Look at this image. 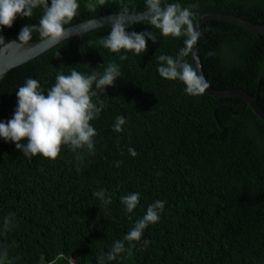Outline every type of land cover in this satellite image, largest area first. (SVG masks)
I'll use <instances>...</instances> for the list:
<instances>
[{"label":"trees","instance_id":"trees-1","mask_svg":"<svg viewBox=\"0 0 264 264\" xmlns=\"http://www.w3.org/2000/svg\"><path fill=\"white\" fill-rule=\"evenodd\" d=\"M90 2L80 0L78 14L65 27L124 7L129 13L145 10V0H106L94 10ZM178 2L192 10L193 22L222 12L264 24V0ZM41 15L37 8L2 29L16 40ZM145 30L156 40H146L139 56L121 50L127 58L120 60L121 53L102 48L99 39L110 31L105 26L60 42L0 80V121L6 122L18 86L29 77L46 90L57 72H102L112 62L120 67L114 85L92 97L105 106L90 122L97 132L95 151H82V162L68 146L54 160L26 158L14 143L0 139V246L13 264H100L116 241L126 251L106 264H264V120L240 98L190 95L180 80L162 78L158 57H176L185 37L162 36L145 20L126 29ZM199 32L210 86L245 90L264 110V34L216 20ZM40 39L33 31L30 42ZM183 59L194 69L191 51ZM119 115L126 118L122 132L112 127ZM135 192L139 204L127 213L120 198ZM155 200L165 201L160 220L139 241H126ZM10 213L13 226L5 231Z\"/></svg>","mask_w":264,"mask_h":264},{"label":"clouds","instance_id":"clouds-1","mask_svg":"<svg viewBox=\"0 0 264 264\" xmlns=\"http://www.w3.org/2000/svg\"><path fill=\"white\" fill-rule=\"evenodd\" d=\"M106 0H91L89 9L102 6ZM80 0H0V28L11 27L17 16L31 17L35 9L42 10L38 25L25 24L18 32L16 42L22 45L32 40V32H38L41 38L56 42L65 36L66 27L78 14ZM146 12L147 15H143ZM143 19L151 28L158 29L162 36L185 37L182 47L176 57L160 55L157 71L162 78L180 80L184 91L190 95L203 93L208 87L207 82L199 76L192 65L185 62L192 47L197 43L200 32L194 27V13L188 7L167 0H145ZM129 9L122 8L106 36L99 39V45L112 53L132 52L139 56L146 51V40L155 43L156 37L151 30L141 32L126 31L130 26ZM2 43V39H0ZM123 53L120 60L126 59ZM120 77V67L112 62L102 72L92 70L83 74L72 68L70 73L57 72L55 83L48 89H43L37 79L27 78L16 91V107L11 119L0 121V139L12 142L26 158L37 155L54 160L60 153L61 146H68L77 154V160L82 162V151H95L94 137L96 129L91 121L97 119L104 108V103H94L93 95L102 94L106 86H113ZM93 86L97 91L93 90ZM126 118L119 115L112 125L113 130L122 132ZM26 141V142H25ZM130 156L137 152L129 147ZM119 167V162L116 164ZM140 194L129 193L122 196L121 203L127 213H132L139 204ZM165 209V201L155 200L147 205L144 215L139 218L125 240L139 241L144 230L160 220ZM5 218L3 229L10 230L13 226L12 217ZM126 251L122 241H116L112 249L101 257L100 264L115 260L118 254ZM0 264H13L8 249L0 246Z\"/></svg>","mask_w":264,"mask_h":264},{"label":"water","instance_id":"water-1","mask_svg":"<svg viewBox=\"0 0 264 264\" xmlns=\"http://www.w3.org/2000/svg\"><path fill=\"white\" fill-rule=\"evenodd\" d=\"M143 12L130 13L129 16L126 18L129 24L143 21V15H147L146 12ZM117 15L118 13L104 14L67 26L65 36L56 42H51L47 39L42 38L37 41L29 42L26 45H22L20 42H16V40L8 39L3 29L0 28V39H2V43H0V80L11 69L30 61L31 59L48 51L50 48L54 47L55 45L70 37H82L85 33L90 32L92 30L105 26H110ZM212 20L230 23L244 28L255 34H264V24H257L239 16L222 12H207L202 14L195 20L194 27L196 28V30L200 31L203 24ZM190 51L195 72L199 76H202L208 84V87L205 89V92L207 94L213 97L221 98H240L244 100L245 104H248L262 120H264V110L258 104L257 99L251 96L245 90H217L210 86L200 61L198 52V42L192 47Z\"/></svg>","mask_w":264,"mask_h":264}]
</instances>
